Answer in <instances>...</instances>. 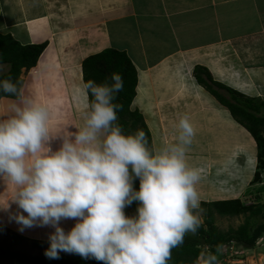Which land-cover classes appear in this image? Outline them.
<instances>
[{
	"label": "clouds",
	"instance_id": "1",
	"mask_svg": "<svg viewBox=\"0 0 264 264\" xmlns=\"http://www.w3.org/2000/svg\"><path fill=\"white\" fill-rule=\"evenodd\" d=\"M110 80L82 79L83 124L75 131L66 127L53 136L48 108L29 98L21 97L0 116V181L12 187L0 209L16 205L10 218L21 230H54L44 253L49 259L65 252L102 264H168L172 250L203 223L200 172L186 157L195 129L182 116L176 142L150 150L142 130L125 135L117 123L122 105L114 101L124 82L119 73ZM0 90L18 93L10 79L0 81ZM134 202L136 214L126 216ZM69 219L76 223L65 232L60 223ZM223 248L219 244L213 253L204 246L198 264H219Z\"/></svg>",
	"mask_w": 264,
	"mask_h": 264
},
{
	"label": "crops",
	"instance_id": "2",
	"mask_svg": "<svg viewBox=\"0 0 264 264\" xmlns=\"http://www.w3.org/2000/svg\"><path fill=\"white\" fill-rule=\"evenodd\" d=\"M39 1L0 0V31L10 33L22 45L47 42L36 66L48 71L54 83L57 73H62L57 62L62 56L60 47H72L77 58H71L79 70L71 83L79 88L85 58L105 49L124 51L137 73L132 106L146 124L153 119L148 109L152 108L150 96L155 94L140 84L149 86L148 79L163 86L174 84L170 95L162 98L168 100L165 111L160 110L157 117L176 121L187 116L195 136H204L205 145L200 147L194 139L186 153L188 165L200 172V203L209 202L207 199L243 202L255 171L256 145L228 109L197 84L193 69L202 66L215 81L240 93L246 90L243 94L264 103V0H57L59 12L52 16L53 22L41 27L35 23L44 15L41 8L51 6ZM65 39L71 41L63 42ZM182 63L193 67L184 69ZM74 92H60L48 102L51 115L64 125L69 119L63 112L72 111L64 97L71 103ZM78 97L83 103L78 114L73 109L74 117L79 118V122L74 119L79 126L75 123L73 130L81 127L84 110L82 92ZM3 99L8 100L2 97L0 104ZM149 131L153 150L163 148L157 147L150 127ZM210 141L212 147H208Z\"/></svg>",
	"mask_w": 264,
	"mask_h": 264
},
{
	"label": "trees",
	"instance_id": "3",
	"mask_svg": "<svg viewBox=\"0 0 264 264\" xmlns=\"http://www.w3.org/2000/svg\"><path fill=\"white\" fill-rule=\"evenodd\" d=\"M46 46L47 42L22 45L10 33L0 31V67L5 66L7 69L0 74V81L10 79L18 90L15 95L0 90V98L5 97L15 100L20 98L19 92L23 85V79L20 77L22 70L29 71L35 67ZM81 67L82 79L85 82L93 80L97 84H110L112 73H119L122 76L123 90L117 94L114 101V103L122 105V109L117 112V123L122 127L125 135L135 134L138 130H142L145 133L147 147L153 150L151 134L141 112L137 108L132 109V102L136 95L137 73L127 54L124 51L105 49L85 58L81 63ZM193 77L198 85L202 86L222 106L228 109L232 118L254 139L257 162L246 195L252 190V185L256 184L261 185L260 192L264 191V178L262 177L264 173V117L257 115L264 104L259 100L245 97L215 81L209 71L202 66L194 67ZM220 91L226 92L228 97L226 98V95H223ZM134 188L139 190L138 180L134 182ZM137 206V203L134 202L129 208L136 213ZM200 208L205 209L202 226L195 234H187L183 244L172 250L168 264H198V256L204 246H209L215 253L216 246L222 244L224 245L222 252L217 253L219 260L223 257L227 246L234 245L244 250H251L255 247L258 239L264 236V204L245 205L239 199L215 202L202 201ZM215 214L228 218L244 216V221L235 229L229 228L226 231H220L214 223ZM258 217L262 221L259 222ZM20 239L25 241L24 237ZM33 243L37 247L42 242L35 241ZM0 260H7L12 264H97L95 259H84L76 254H71L68 258L59 256V259H49L40 255H31L25 251L12 250L9 247L4 248L1 245Z\"/></svg>",
	"mask_w": 264,
	"mask_h": 264
},
{
	"label": "rangeland",
	"instance_id": "4",
	"mask_svg": "<svg viewBox=\"0 0 264 264\" xmlns=\"http://www.w3.org/2000/svg\"><path fill=\"white\" fill-rule=\"evenodd\" d=\"M53 1H54V4L51 3V0H43V3H46V4L49 3L51 8L48 6L41 8L44 10V15L40 17L39 21L35 22L36 24L39 25V27H41V24L53 22L52 16L56 15L59 12L60 6L59 4H57V0H53ZM45 11H47L46 14H45ZM65 40L66 41H63V42L69 43L71 41L68 39H65ZM76 43L77 41L75 40V43H74L75 46H77ZM59 53L62 54V56H61V59L58 56L59 61L57 62L60 66L62 73L61 74L57 73L56 83H54L52 79L51 80L49 79L48 71H44L42 68H38V66H36L34 69H31L29 71H22L20 77L23 79V85L19 92L20 98L18 100L14 99L13 102L9 98L8 100L7 99L1 100L0 116L7 115L10 107L13 104L19 103L21 97H24V98L32 99L36 103L46 106L48 108L50 112V127L52 130L53 136L61 133L63 129H65L66 127H70L69 130L71 131H75V129L80 128V127L74 128L73 130L75 123H77V125L79 124L78 123L79 118L74 117L75 110L73 111V109L76 107V112L78 114L79 113L78 107H80L79 105H82L83 103V102L80 103L81 99L78 97L79 93L81 94L80 89L82 87V84L80 86V83H79V86H80L79 88L78 85L76 84L72 85L71 83L72 79L74 78L73 76L75 72L79 70L78 65L74 63V60L71 57L73 56L77 58L76 57L77 54H76V51L75 50L73 51L72 47L70 46L60 47ZM182 64H183L184 69L187 67L188 68L193 67L192 64H186V63H182ZM6 70L7 69L5 68V66L0 67V74L5 72ZM187 72H190V70ZM187 72L184 71V73H187ZM53 76L54 74L52 73L51 77ZM60 76L62 77V82L60 80L61 79ZM152 79H154L153 76H152ZM59 80L61 82L60 84L57 83L59 82ZM55 84L59 85V86H56L59 89L55 87ZM148 84L149 86L146 85V82L144 84L143 83L140 84L142 87L145 88L146 92L148 91L149 94H155V95L150 96V98H152L151 100L152 103L150 104V106H152L153 109L150 108L151 109L150 111L148 109L149 113L153 112V117L150 116L153 119H149V122L147 124L152 130V133L154 132L156 135L157 147L159 144L164 145L165 147V145H170L176 142V137L178 135L177 125L179 123V120L168 121L164 119H159L157 115L160 110L165 111V107H166L165 105H168V100L166 101V99H162V98L169 96L171 91L175 89V86L174 84L169 85L168 83L163 86L157 83L156 80L151 82L149 79H148ZM69 89H72L75 92L72 95L73 97L71 96L70 98L71 103L67 100V97H64V100L67 103L66 104L67 107L72 109V111H70L71 115H69L70 112L68 111L63 112L69 119V124L64 125L54 115H51L52 110L49 108L50 105L48 102L50 101L52 102L53 97L55 95H59L60 92L68 93ZM56 90H58L59 92H57ZM55 91L57 93H55ZM242 92L246 93V90H242ZM220 93H223V95H226V98L228 97V94L226 92L220 91ZM203 105L204 104L201 103L200 106H203ZM62 106L64 107V105ZM134 108L136 107L132 106V109ZM257 115L260 117H264V106H262L259 109V112L257 113ZM80 117H82V115H80ZM76 118H78V122L74 121V119ZM155 123H156V127L154 128ZM82 124H83V118L80 120V126H82ZM194 139L198 141L200 147L202 145H205V144H202L204 143V139H205L204 136L197 135V136H194L193 140ZM248 140H250L254 144V141L252 140L250 135H248ZM211 145L213 144H211V141H210L208 144V147L209 146L212 147ZM52 147L54 150L58 148L59 141L58 140L54 141L52 144ZM262 176H264V173L262 174ZM242 183L244 184V182ZM201 185L202 184H200L199 182L196 185V189L198 192L201 191V188H200ZM252 187H253L252 190L243 199V203L245 205H263L264 204V191L260 192L259 190L261 185L256 184V185H252ZM11 190H12V187L10 184H8L7 182L0 181V206H3L11 198ZM206 201L210 202L212 200L207 199ZM201 209L203 210L201 212L202 220H204L203 215H204L205 209L203 208ZM16 211H17V207L14 204L11 205V208L8 211H4L3 209H0V245L4 248L9 247L12 250L25 251L26 253H30L31 255H40V256L46 257L44 253H45V250L49 247L48 235L54 230L50 227H32V228H23V230H21L22 226L17 224L13 219L10 218L11 215L15 214ZM124 211H125L126 216H129V217L134 216L136 214L132 212L129 207H126ZM24 215H26V213H24ZM257 220L259 222L262 221L261 219H259V217ZM243 221H244V216L228 218V217H220L217 214L214 215L215 226L220 231H226L229 228L235 229L239 225H241ZM75 223H76L75 220H71V219L63 220L60 223V227H62L65 230V232H67L74 226ZM21 237H24L25 241H22L23 239H20ZM35 241H41L42 243L40 246L36 247L33 243ZM70 255L71 254L65 253V252L59 253V256H64L65 258L70 257ZM0 264H12V263L7 260H0ZM13 264H16V263H13ZM97 264H102V263L100 261H97ZM219 264H264V236L258 239L255 247L251 250H244V249H241L240 247H235L234 245L227 246L225 248L223 257L219 259Z\"/></svg>",
	"mask_w": 264,
	"mask_h": 264
}]
</instances>
